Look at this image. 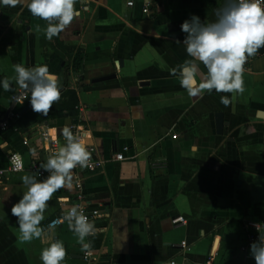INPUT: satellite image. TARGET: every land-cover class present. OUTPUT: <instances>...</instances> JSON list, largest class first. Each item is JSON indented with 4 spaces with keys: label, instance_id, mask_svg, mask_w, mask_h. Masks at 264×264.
Wrapping results in <instances>:
<instances>
[{
    "label": "crops",
    "instance_id": "1",
    "mask_svg": "<svg viewBox=\"0 0 264 264\" xmlns=\"http://www.w3.org/2000/svg\"><path fill=\"white\" fill-rule=\"evenodd\" d=\"M225 0H76L80 13L51 40L46 22L28 11L27 0H0V112L20 114L12 129L0 132V170L10 154L25 163L47 156L41 134L57 135L81 118L86 145L104 161L100 171L72 174L70 189L53 193L40 227L74 204L77 183L89 211H98L95 233L83 249L64 225L45 237L61 240V264H243L244 221L264 223V55L246 58L241 93L205 92L192 97L170 70L189 57L176 40L180 25L192 15L215 20ZM131 4V5H130ZM147 9V13L143 10ZM39 26V28H38ZM80 65L74 67L75 60ZM46 65L58 76L60 99L48 115L69 104L75 92L76 116L26 125L38 113L14 105V65ZM203 70V66H201ZM228 96L229 106L220 103ZM223 116L222 134L216 116ZM176 136V139L172 137ZM24 142L27 144L25 145ZM35 152V155H33ZM121 153L123 161L111 156ZM0 180V264H41L46 238L19 240L12 204L26 191L21 177ZM180 216L186 224L174 226ZM185 242L189 251H182ZM89 252L94 260H85ZM251 264L253 259L247 251Z\"/></svg>",
    "mask_w": 264,
    "mask_h": 264
},
{
    "label": "clouds",
    "instance_id": "2",
    "mask_svg": "<svg viewBox=\"0 0 264 264\" xmlns=\"http://www.w3.org/2000/svg\"><path fill=\"white\" fill-rule=\"evenodd\" d=\"M3 2L14 4L16 0ZM75 3L76 0H27V7L32 16L46 22L45 36L51 40L79 16ZM214 16V21L204 23L192 15L180 25V31L185 34L183 40L175 41L183 46L189 59L171 69L170 74L178 76L180 86L192 97L202 96L205 92L211 94L213 90L216 93L243 92L241 74L246 58L264 49V0H225L221 7L214 9ZM13 67L15 85L22 90L21 97L14 99L20 102L27 99L34 113L47 115L53 103L60 99L58 76L49 72L46 65L26 67L18 64ZM0 89L11 91L12 81L0 79ZM220 103L227 107L231 100L228 96H221ZM61 134L66 143L41 165L48 173L46 178H38L39 174L23 175L21 181L26 191L10 208V215L16 218L21 242L30 243L41 238L51 241L40 252L41 264H61L66 255L63 242L45 237L44 229L40 227L48 201L59 189H70L71 170L77 166L87 167L91 158L85 139L76 137L69 126L63 127ZM6 147V142L0 143V150ZM11 162L17 171L23 170L19 153L11 155ZM81 207L69 208L61 222H67L69 231L82 248L89 249L86 238L96 229L78 210ZM249 255L254 264H264V240L251 242Z\"/></svg>",
    "mask_w": 264,
    "mask_h": 264
},
{
    "label": "built area",
    "instance_id": "3",
    "mask_svg": "<svg viewBox=\"0 0 264 264\" xmlns=\"http://www.w3.org/2000/svg\"><path fill=\"white\" fill-rule=\"evenodd\" d=\"M81 1L86 3L87 1H90V0H81ZM143 12L147 13L146 7L143 10ZM21 95H22V91L17 93L16 95L12 96L11 100H12V103L14 105H24L28 101L27 99H25L23 102H20L19 99H14V97L19 98V97H21ZM19 118H20V114L13 109H10V110L5 111V112H0V132H6L9 129H12L13 128L12 124L14 122H16L17 120H19ZM69 127L72 129L73 134L76 137H78V138L82 137L83 139H85V141H87L89 139L88 128L82 122L81 118H77L76 121H74L73 123H71L69 125ZM172 138L176 139V136H173ZM41 140L43 141V143L46 144L45 150L47 152V156L45 157V159L43 161L32 160L29 163H25L23 158H22L23 170L17 171L11 162V155L12 154H10L7 158V163H8L7 169L6 170H0V180L5 174H13L14 175V174L23 173V172H28V173H32V174H39L38 178H40V179L46 178L48 173L45 172L41 168V165L45 164L47 162L49 155H55L58 152V150L60 148V140L61 139L57 135H52V134H49L47 131H44L41 134ZM63 141L65 144L66 141L64 139H63ZM24 144L26 145L27 143L24 142ZM86 147H87L88 151L91 153V158L88 162L87 167L81 168V167L77 166L76 168L71 170L72 174H75V173L80 172V171L87 172V173H95V172L100 171L101 168L103 167L104 161L97 158L93 154V149L90 146L86 145ZM111 160L115 161V162H120V161L124 160V157L121 153H116L113 156H111ZM75 189H76V195H75L74 204L70 207H67L65 209V212L62 215L53 217L50 221H48V223L44 227V232L50 233L54 229L60 228L64 225H67V222L62 223L61 220H62V217L66 214L67 210L73 206H82L78 210L82 211L83 214L89 218L90 222L96 221L97 219L100 218V213L98 211H89L88 210V208L85 204V196H84L83 192L81 191V186L79 183L76 184ZM172 224L174 226L185 225L186 222L182 217L177 216L172 220ZM243 234H244V239H243V243L239 247V251H240V253L245 255V262L243 264H251L249 261V258L247 257L246 254H247V251L249 250V245L251 242H254L256 240H264V223L263 222H257V221H244V223H243ZM179 247L182 251H189V247L187 246V244L185 242L180 243ZM83 257L85 260H88V261L94 260L89 252H85ZM169 264H176V262L172 261Z\"/></svg>",
    "mask_w": 264,
    "mask_h": 264
},
{
    "label": "trees",
    "instance_id": "4",
    "mask_svg": "<svg viewBox=\"0 0 264 264\" xmlns=\"http://www.w3.org/2000/svg\"><path fill=\"white\" fill-rule=\"evenodd\" d=\"M80 60L81 59L77 60V58H76L75 63H74V67H77L80 65ZM67 95L69 97V104H64V105L58 107L56 109V112L54 114H51V115H48V114L47 115H41L40 113H38L37 119H35L33 121H27L25 126L35 124V123H41L43 121H47L48 119H57V118L66 116V114H67V116H71V117L76 116V107L78 105L76 94H75V92L72 91V92H68ZM74 121H76V119Z\"/></svg>",
    "mask_w": 264,
    "mask_h": 264
},
{
    "label": "water",
    "instance_id": "5",
    "mask_svg": "<svg viewBox=\"0 0 264 264\" xmlns=\"http://www.w3.org/2000/svg\"><path fill=\"white\" fill-rule=\"evenodd\" d=\"M256 54L264 55V49L259 50ZM29 108H30V105H28L25 110H28ZM223 126H224L223 116L221 114H218L216 116V132L218 135L222 134Z\"/></svg>",
    "mask_w": 264,
    "mask_h": 264
}]
</instances>
